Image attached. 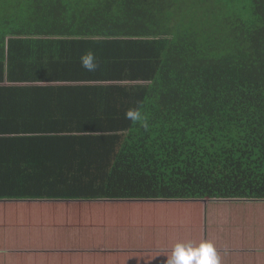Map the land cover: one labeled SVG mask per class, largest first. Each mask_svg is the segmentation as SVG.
<instances>
[{
  "label": "trees",
  "instance_id": "obj_1",
  "mask_svg": "<svg viewBox=\"0 0 264 264\" xmlns=\"http://www.w3.org/2000/svg\"><path fill=\"white\" fill-rule=\"evenodd\" d=\"M30 76L97 84L69 120L0 86V224L64 221L88 251L145 201L264 203V0H0V83Z\"/></svg>",
  "mask_w": 264,
  "mask_h": 264
},
{
  "label": "crops",
  "instance_id": "obj_2",
  "mask_svg": "<svg viewBox=\"0 0 264 264\" xmlns=\"http://www.w3.org/2000/svg\"><path fill=\"white\" fill-rule=\"evenodd\" d=\"M22 74L29 76L30 72ZM93 84L97 83L73 80L47 82L37 76L33 80L30 76L11 81L6 78L0 86H11L12 90L18 91L31 89L28 98V90L21 92L26 94L23 95V101L29 106L34 103L39 117L55 115L61 116V120H69L81 107L79 103L83 100L79 101V91L86 90ZM28 114L25 111L23 116L20 114L18 117H30ZM11 120H16L14 111ZM14 136L11 134V137ZM172 203L174 202L169 205ZM158 204L166 203L160 200L145 201L142 208L131 209L135 212L128 216L130 225L126 226L121 225L124 216L114 212L109 222L110 227L106 228L110 235L99 236L93 248L88 251L74 243L73 237L77 239V236L62 227L64 221H59L58 228L42 230L43 227L37 228L30 221H25L27 212H11V225L6 222L0 224V264H163L173 246L176 243L191 242L188 237L192 235L198 236L197 240L191 242L194 245L202 241L213 243L221 264H264L263 226L254 229L247 227L240 218L231 216L230 213L223 214L221 207L224 204L210 205L209 202H203L204 223L202 226L193 225L192 228V215L186 206L178 211H157V214L155 206ZM212 217L215 221H211ZM9 232L11 240L4 239ZM21 237L24 242L14 240Z\"/></svg>",
  "mask_w": 264,
  "mask_h": 264
},
{
  "label": "clouds",
  "instance_id": "obj_3",
  "mask_svg": "<svg viewBox=\"0 0 264 264\" xmlns=\"http://www.w3.org/2000/svg\"><path fill=\"white\" fill-rule=\"evenodd\" d=\"M80 65L87 72H95L99 67L96 54L91 50L84 52L80 56ZM125 118L140 121L142 113L136 108H130L126 111ZM144 126L147 127L146 122ZM163 264H221V261L213 243L202 241L196 245L191 242L176 243Z\"/></svg>",
  "mask_w": 264,
  "mask_h": 264
},
{
  "label": "rangeland",
  "instance_id": "obj_4",
  "mask_svg": "<svg viewBox=\"0 0 264 264\" xmlns=\"http://www.w3.org/2000/svg\"><path fill=\"white\" fill-rule=\"evenodd\" d=\"M203 202H204V204L209 202L210 205L216 204V203H221V202L215 201V200H204ZM194 203H196V202H194ZM248 203H251V202H248ZM259 203H262V202H259ZM192 204L193 203L191 201L175 202V203H172V205H169V203L168 204H158L157 206H155V211H156V213H157V211H163V212L164 211H167V212L168 211H178V210H182L183 206H186L187 211L188 212L191 211V215L193 216L194 219H196L199 215L203 219V207H199L197 204H195V207H198V208H193ZM202 205H203V203H202ZM210 209H212V208H210ZM221 209L224 210V211H222V213L226 214V215H228V213L231 212V209L229 207L225 206V205H223L221 207ZM242 209L246 210L244 206H242ZM192 210L194 212H192ZM151 211H153V210L151 209ZM246 211L247 212L243 213L244 217H242L240 219L247 224V227H252L253 229L255 227L259 228V226H263L264 227V203H262V205L259 206V207L258 206L249 207V209L246 210ZM204 212H205V210H204ZM245 213L249 215V218H248V216ZM234 217H236V216H234ZM213 220L215 221L214 217H212L211 221H213ZM192 228H194V226H192ZM188 239L191 242H193V240H197L198 239V236L197 235H192V236L188 237Z\"/></svg>",
  "mask_w": 264,
  "mask_h": 264
}]
</instances>
